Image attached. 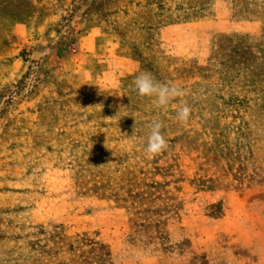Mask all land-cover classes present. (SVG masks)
<instances>
[{
	"label": "rangeland",
	"instance_id": "374dc122",
	"mask_svg": "<svg viewBox=\"0 0 264 264\" xmlns=\"http://www.w3.org/2000/svg\"><path fill=\"white\" fill-rule=\"evenodd\" d=\"M0 264H264V0H0Z\"/></svg>",
	"mask_w": 264,
	"mask_h": 264
},
{
	"label": "clouds",
	"instance_id": "9594fccd",
	"mask_svg": "<svg viewBox=\"0 0 264 264\" xmlns=\"http://www.w3.org/2000/svg\"><path fill=\"white\" fill-rule=\"evenodd\" d=\"M134 90L141 97L153 98L155 108L165 109L173 100L185 95L182 86L172 82H161L148 72H139L133 80ZM177 119L186 124L192 114L191 106L185 101L176 110ZM164 124L159 119H153L150 123V131L146 138L145 152L149 158L166 151L169 147L168 141L162 133Z\"/></svg>",
	"mask_w": 264,
	"mask_h": 264
}]
</instances>
